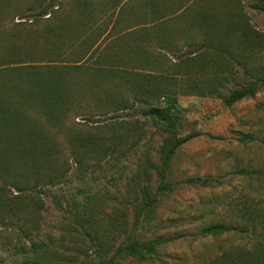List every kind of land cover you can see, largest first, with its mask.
Wrapping results in <instances>:
<instances>
[{
  "label": "rangeland",
  "instance_id": "obj_1",
  "mask_svg": "<svg viewBox=\"0 0 264 264\" xmlns=\"http://www.w3.org/2000/svg\"><path fill=\"white\" fill-rule=\"evenodd\" d=\"M87 1L89 9L103 5L99 20H78L76 7L72 2L67 3L59 12L57 20H49L58 29L66 30V39L63 41L57 40V35H54L50 42H46L41 33L44 28L39 25L30 36V39L35 37L30 44L27 38L29 33L25 29L30 21L25 20L27 17L3 21L7 30L15 22L24 23L17 30L22 42L21 49L29 45L32 51H42L44 46H49L61 52L58 58L49 54V59L34 62L36 66H43L41 69H45L46 64L64 63L71 66L66 70L65 77H62L63 84L72 97L69 111L63 117L68 130L66 133H57L54 127L46 125V131L55 135L53 155L61 160L68 159V173L67 178L60 183L40 188L43 209L42 219L39 220L41 229L38 239L41 238L43 243L40 245L47 248L48 257L44 264H230L226 256L234 248H253L260 240V231L258 234L229 231L215 236L197 237L192 234L211 222L245 225L246 222L240 214L244 201L247 203L253 195L257 196L264 191V182H260V179L230 173L237 168L264 170V83L258 85L253 96L242 98L231 105H226L219 96L185 93L181 81L174 84L171 92L181 108L177 132L180 135L193 130L202 133L177 147L165 169L164 182L172 183V190L164 189L160 194L158 192V202L150 215L138 219L139 222L134 225V210L140 200L141 187L147 185L154 191L161 183L154 166L160 162L159 152L166 132L143 116L142 110L146 108L144 104L136 102L133 107L124 110H108L113 100L109 89L112 92L121 90V93L116 94H121L123 98H129L130 94L119 82L107 78L98 69L111 66L113 70L119 71L115 72L118 74L129 70L130 73L139 75L170 68L178 62L177 56H184L188 49L195 50L196 44L203 41L207 36V25L214 27L215 24V28L217 25L221 35L226 28L223 25L225 20H221L220 14L221 5L224 3L227 4V11L229 7L233 14L241 11L246 16V24L264 34V12L253 5L260 0H208V9L219 12V20H166V27L170 24L174 30L180 31L173 34L177 35L174 38L180 47L177 51L166 54V58L156 57L155 60V57H151L146 64L141 63L134 53L138 50L126 47L125 40L135 35H131L132 30L139 28L137 16L142 17L140 20H146L151 15V6L147 5L146 12L141 8L143 0H129L123 8L122 16L114 20L110 17L109 7L112 0ZM158 1L161 0L156 2ZM11 2L15 5L26 4V0ZM194 3L201 6V0H195ZM48 16L49 14L44 17ZM200 21V31L185 30L187 25ZM235 38L236 33L224 36V48L238 52L240 48L236 46ZM97 40L101 41L100 44L87 59L73 62L84 55L83 48L88 49L87 45H94ZM110 42L115 46L108 49L106 46ZM0 45V53H4L7 50L6 43ZM152 49L149 51L156 52V48ZM201 50L196 49L195 53H190L194 59L195 73H200L202 68ZM127 51L130 52L126 53ZM205 51L207 69L213 72L221 64L223 52L218 54L212 49ZM242 51L243 61L228 62L227 70L234 73V77L232 75L231 80L217 84L220 95L248 80L249 76L244 73L252 71L251 68L255 70L264 65V46L257 49L255 54H249L244 48ZM119 53L127 58L124 61H110L113 54ZM228 54L224 50V55ZM50 59L57 60L48 62ZM95 106H100V109ZM29 115L34 121L42 120L34 110L29 111ZM106 124L120 137V149L117 153L108 154L109 156L95 155L87 153L80 145L73 151L69 143L72 136L104 140L108 134ZM247 132L254 139L243 142L240 137ZM209 134L221 137L213 138ZM143 170L150 173L149 180L144 177V173L140 175L139 172ZM195 176H211L212 184L185 181L186 178ZM213 178H219L220 182L215 183ZM178 180L183 181L177 182ZM13 190L17 194L16 189ZM52 196L59 198L61 208L53 204ZM93 198L98 202L90 213L102 218L117 217L122 222V225L113 223L118 226L115 231H104L95 237L97 246L113 242L106 252L96 251L98 247L91 246V240L85 232L80 228L76 230L67 219L69 210L80 213V205L93 201ZM120 225L125 229H119ZM105 235L107 238L113 237L112 241H107ZM129 235L138 239L174 236L175 239L160 245L157 253L146 261H138L131 256H119L114 261L107 262L116 246ZM34 238L33 235L31 238L25 236L16 226L0 223V264H36L33 262L35 255L30 244V239Z\"/></svg>",
  "mask_w": 264,
  "mask_h": 264
},
{
  "label": "trees",
  "instance_id": "obj_2",
  "mask_svg": "<svg viewBox=\"0 0 264 264\" xmlns=\"http://www.w3.org/2000/svg\"><path fill=\"white\" fill-rule=\"evenodd\" d=\"M112 1L113 3L109 6L111 8L110 17L118 20L129 0ZM156 1L143 0L141 8L147 12L149 4L151 15L146 20H140L142 17L137 16L139 28L135 31L132 30L131 35H135L125 40L127 48L138 50L134 53L140 58L141 63H148L151 57H155V60L156 57L166 58V54L179 49L180 46L174 38L177 35L173 34L180 31L174 30L170 24L166 27V20H189V22L219 20V12L208 9L210 4L208 0H201V6H196L195 0ZM69 2H72V5L76 7L78 20H99V12H102L103 5L89 9L87 0H26L24 6L15 5L11 0H0V43H6L7 48L4 53H0V223L16 226L25 236L31 238L33 235L35 237L30 239V244L33 255H35L33 262L36 264L39 262L44 264L48 257L47 248L40 245L43 242L41 238L38 239L41 229L39 220L42 219L43 209L40 188L60 183L67 178L68 173V159L61 160L53 155V148H55L53 137L55 135H50L46 131V125L54 127L57 133H66L68 130L63 117L69 111L72 97L70 91L65 88L62 77H65L66 70L71 66L64 63L46 64L45 69H41L43 66H36L37 64L34 62L49 59V54L58 58L61 52L55 51L49 46H44L45 49L42 51L39 49L32 51L29 45L21 49L22 42L17 30L24 23L15 22L13 27L7 30L3 21L14 20L15 17L19 19L27 17L25 20L30 21L27 22L25 29L29 33L27 38L30 44L32 40H35L33 39L35 37L30 39V36L39 25L44 28L40 32L46 42H50L54 35H57V40L63 41L64 38L66 39V30L58 29L49 20H57L60 16L59 12ZM226 5V3L221 5V20H225L223 25L226 27L221 35L217 25L216 28L215 24L214 27L207 25V36L203 41L196 44L195 50L188 49L184 56L175 55L179 60L170 68L157 73L143 72L139 75H134L129 70L118 74L115 72L119 71L113 70L110 68L111 66L98 69V72H102L107 78L119 82V85L130 94L129 98H123L121 94H116L121 93V90L112 92L109 89L113 100L110 103V108H107L108 110H124L133 107L132 105L136 102L144 104L146 108L142 110L143 116L152 120L166 132L159 152L160 162L154 166L155 174L159 176L161 183L154 191H151L147 185L141 187L140 200L134 210V225L139 222L138 219H144L150 215L158 202V192L160 194V191L164 189L172 190L173 184L164 182L165 169L177 147L202 133L193 130L180 135L177 132L181 108L177 103L176 96L171 92L174 84L181 81L185 93L219 96L222 97L226 105H231L242 98L253 96L258 85L264 83V65H261L255 70L250 69L256 72L244 73L249 78L241 85L229 89L225 94L220 95L219 93L217 84L231 80L232 75L234 77V73L227 70L229 60L243 61V48L247 49L249 54H255L257 49H262L264 46V34L248 26L246 16L241 11L233 14L231 7L228 8V11L226 10ZM253 5L264 12V0ZM105 11L107 12V9ZM47 14L49 16L44 17ZM85 14L88 15L85 16ZM200 27L201 21L187 25L185 30L200 31ZM181 30L183 31V29ZM235 33L237 34L236 46L240 49L238 52H231L228 48H224L226 44L224 36H231ZM100 42L97 40L94 45L92 43L87 45L88 49L83 48L84 55L77 57L73 62L87 59L97 49ZM59 46L62 45L59 43ZM113 46H115L113 42H110L106 47L109 49ZM151 47L156 48L154 49L156 52L149 51L152 49ZM196 49H202L200 56L203 58V64L200 73L193 71L194 59L190 56V53H195ZM206 49L215 50L218 54L223 52V60L213 72H209L207 69ZM224 50H227L229 54L224 55ZM126 58L123 53L113 54L110 61L114 62V59L115 61H124ZM56 60L50 59L48 62ZM72 65L76 66L77 64ZM113 88L117 89L116 86ZM113 94L116 95L113 96ZM95 107L100 109V106ZM31 110L36 111L42 120L34 121L29 115ZM105 129L108 134L104 140L96 141L89 136H72L69 143L73 151L80 145L84 151L95 155L109 156L108 154L117 153L120 149V137L114 133V129L110 125L106 124ZM209 136L221 137L213 134H209ZM240 139L243 142H249L254 139V136L247 132ZM139 173L140 175L144 173V177L149 180L150 173L147 170ZM230 173L255 177L260 179V182H264V170L237 168ZM211 179V176H195L188 177L185 181L209 185L212 184ZM213 179L216 180L215 183L220 182L219 178ZM182 181L178 180L177 182ZM13 189H16L17 194L13 193ZM51 199L55 206L62 207L59 198L52 196ZM96 202L98 200L93 198V201L90 200L87 201V204L80 205V213L72 210L67 212L70 224L76 230L80 228L85 232L91 240V246L98 245L95 237L100 233L113 232L118 228L113 224L114 222L122 225L121 220L117 217L108 218L105 216L102 218V216L98 217L94 213H90ZM240 214L246 222L245 225L235 226L223 221L211 222L194 232L192 236H215L229 231L258 234L260 231V240L253 248H234L226 256V259H229L230 264H264V191L257 196L253 195L247 203L244 201ZM121 225L119 229L124 230L125 228H122ZM106 235V240L112 241L113 237L107 238L108 235ZM173 239L175 236L138 239L129 235L116 246L107 262L114 261L119 256H131L138 261H146L157 253V248L160 245ZM112 243L97 246L96 251L106 252ZM37 254H39L38 257ZM102 264H106V262H102Z\"/></svg>",
  "mask_w": 264,
  "mask_h": 264
},
{
  "label": "crops",
  "instance_id": "obj_3",
  "mask_svg": "<svg viewBox=\"0 0 264 264\" xmlns=\"http://www.w3.org/2000/svg\"><path fill=\"white\" fill-rule=\"evenodd\" d=\"M131 29V28H130ZM130 31V30H129Z\"/></svg>",
  "mask_w": 264,
  "mask_h": 264
}]
</instances>
